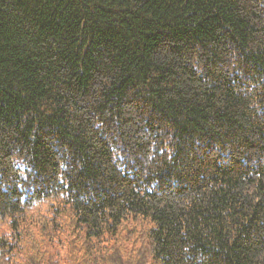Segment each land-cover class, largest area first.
<instances>
[{"label":"trees","instance_id":"16d2710c","mask_svg":"<svg viewBox=\"0 0 264 264\" xmlns=\"http://www.w3.org/2000/svg\"><path fill=\"white\" fill-rule=\"evenodd\" d=\"M0 264H264V0H0Z\"/></svg>","mask_w":264,"mask_h":264}]
</instances>
